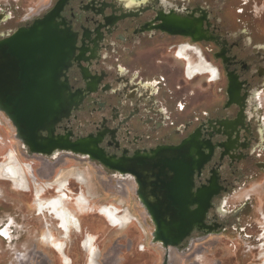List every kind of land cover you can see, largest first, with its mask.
<instances>
[{
    "label": "flooded vegetation",
    "instance_id": "af4514ba",
    "mask_svg": "<svg viewBox=\"0 0 264 264\" xmlns=\"http://www.w3.org/2000/svg\"><path fill=\"white\" fill-rule=\"evenodd\" d=\"M50 13L78 101L55 134L81 150L33 152L0 113L3 174L28 170L0 178V264H264V0H0V40ZM77 165L108 204L60 179Z\"/></svg>",
    "mask_w": 264,
    "mask_h": 264
},
{
    "label": "water",
    "instance_id": "95a60500",
    "mask_svg": "<svg viewBox=\"0 0 264 264\" xmlns=\"http://www.w3.org/2000/svg\"><path fill=\"white\" fill-rule=\"evenodd\" d=\"M73 43L72 34L51 13L0 40V113L13 125L15 139L33 152L81 150L55 134L78 105L62 79L71 65Z\"/></svg>",
    "mask_w": 264,
    "mask_h": 264
},
{
    "label": "rangeland",
    "instance_id": "374dc122",
    "mask_svg": "<svg viewBox=\"0 0 264 264\" xmlns=\"http://www.w3.org/2000/svg\"><path fill=\"white\" fill-rule=\"evenodd\" d=\"M7 154V153H6ZM5 154V155H6ZM12 154V152H9L8 153V155H7V157L5 158V155H4V157H3V159H0V164H1V166L3 165V164H6V163H8L9 161H10V159H11V155ZM3 162V163H2ZM22 165V164H21ZM0 166V167H1ZM23 166V165H22ZM23 168H24V166H23ZM64 168V172L62 173V175H61V177H60V179L62 180V181H67V179L70 177L71 178V185H75V186H78V187H81L82 188V190H83V193L84 194H86V195H90V196H94L95 197V202L98 204V205H100V206H102V205H104V204H108V202H106V200L104 201V200H100V202L98 201L100 198H102L101 197V195H102V189L101 188H99L97 185H95L94 186V184H93V182L91 181V174H90V171H89V169L86 167V166H82V165H77V166H73V167H68V168H65V167H63ZM25 174H27V172L25 171ZM62 176H63V178H62ZM76 176L77 177H79V178H84V182L83 183H77V181L76 180H78V178H76ZM0 178L2 179L3 178V180H7V181H9V179H7L6 177H5V175L3 174V169H2V167H1V170H0ZM59 179V178H58ZM59 179V180H60ZM79 181V180H78ZM14 184H16V187L19 189L20 187H18V184L16 183V182H13ZM63 183V182H62ZM20 190V189H19ZM81 190V189H80ZM82 193V192H81ZM79 195V194H78ZM77 195V196H78ZM76 196V197H77ZM87 197V196H86ZM88 198V197H87ZM112 198H113V196H112ZM112 198H110V199H112ZM89 199V198H88ZM112 203H116V205H118V203L117 202H115V201H111ZM100 206L97 208V212H98V214H100V216H102L103 217V215L101 214V213H99V208H100ZM118 206H120V205H118ZM94 206L91 204V202L89 203V204H87L86 206H85V208L83 209V211H81V212H79L78 213V216H80V215H84V214H88L89 212H93L94 211ZM124 214H126V213H124ZM128 215H129V213H128ZM130 216V215H129ZM104 218V217H103ZM105 219V218H104ZM130 219H131V216H130ZM82 222H83V225H85L84 226V228H85V230L86 231H91L92 233H94V234H96L97 236H105V234L107 233V232H110V229L108 228L109 226L107 225V224H105V223H102V222H98V221H94L93 220V218H92V216H90L89 215V217L88 216H85L83 219H82ZM94 224H93V223ZM93 226V227H92ZM92 227V228H91ZM113 232V231H112ZM73 251L74 252H76V251H78V248H74L73 249ZM74 256L75 257H77L78 255L77 254H74Z\"/></svg>",
    "mask_w": 264,
    "mask_h": 264
},
{
    "label": "bare ground",
    "instance_id": "6f19581e",
    "mask_svg": "<svg viewBox=\"0 0 264 264\" xmlns=\"http://www.w3.org/2000/svg\"><path fill=\"white\" fill-rule=\"evenodd\" d=\"M17 162H18V160H16V164H17ZM16 164L10 163L4 169V175L7 179H10V180L14 179L18 183V187H20L19 189L21 191H24L26 189V187L28 186L27 178H26V176H28V170H26V168L21 167L22 165L19 163L20 164L19 168L23 171V172H21ZM25 171L27 172V175L25 174ZM65 187H66V183L65 182L61 183L60 192L65 191ZM37 192H39V190ZM53 204L55 205V203H53Z\"/></svg>",
    "mask_w": 264,
    "mask_h": 264
}]
</instances>
